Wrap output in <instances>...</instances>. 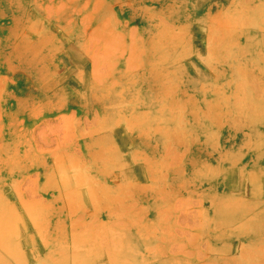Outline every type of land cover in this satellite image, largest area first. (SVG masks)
<instances>
[{"label":"rangeland","instance_id":"rangeland-1","mask_svg":"<svg viewBox=\"0 0 264 264\" xmlns=\"http://www.w3.org/2000/svg\"><path fill=\"white\" fill-rule=\"evenodd\" d=\"M263 238L264 0H0V264H264Z\"/></svg>","mask_w":264,"mask_h":264},{"label":"bare ground","instance_id":"bare-ground-1","mask_svg":"<svg viewBox=\"0 0 264 264\" xmlns=\"http://www.w3.org/2000/svg\"><path fill=\"white\" fill-rule=\"evenodd\" d=\"M239 18V17H238ZM250 176H249V178L250 177H253V176H251L252 174H249ZM68 181V180H67ZM76 184H77V182H76ZM230 202V201H229ZM230 204H231V202H230ZM214 205H215V209H217V207H216V203H214ZM229 205V204H228ZM218 210V209H217ZM18 212V211H17ZM216 212H218V211H216ZM215 212V213H216ZM218 214V213H217ZM19 217V216H18ZM250 226V225H249ZM259 224L257 225L256 224V222L255 223H253L251 226H250V232H251V235H254L255 233H256V230L257 229H259ZM226 234H224L226 237H230V236H232V235H234V233H231V234H228L227 232H225ZM235 233H242V232H235ZM3 238V237H2ZM264 239V238H263ZM246 241V240H245ZM249 241L252 243V241H253V238H251V239H249ZM261 241H264V240H261ZM248 242V241H247ZM254 246H257L256 244H254ZM252 249V248H251ZM9 250V249H8ZM252 250H256V247H255V249H252ZM5 257V256H4ZM6 258V257H5ZM123 260V259H122Z\"/></svg>","mask_w":264,"mask_h":264}]
</instances>
